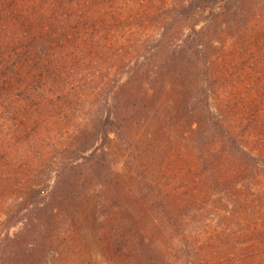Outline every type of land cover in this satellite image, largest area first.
<instances>
[{
	"label": "trees",
	"instance_id": "obj_1",
	"mask_svg": "<svg viewBox=\"0 0 264 264\" xmlns=\"http://www.w3.org/2000/svg\"><path fill=\"white\" fill-rule=\"evenodd\" d=\"M0 264H264V0H0Z\"/></svg>",
	"mask_w": 264,
	"mask_h": 264
},
{
	"label": "rangeland",
	"instance_id": "obj_2",
	"mask_svg": "<svg viewBox=\"0 0 264 264\" xmlns=\"http://www.w3.org/2000/svg\"><path fill=\"white\" fill-rule=\"evenodd\" d=\"M232 61L226 62L221 58H217L214 60L213 68L216 71V76H220L221 71H224L228 65H231Z\"/></svg>",
	"mask_w": 264,
	"mask_h": 264
}]
</instances>
